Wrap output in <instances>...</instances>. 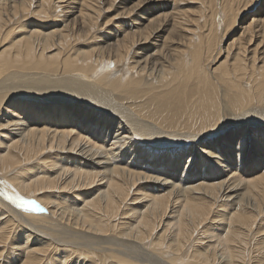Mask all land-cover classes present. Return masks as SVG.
<instances>
[{"label":"bare ground","instance_id":"bare-ground-1","mask_svg":"<svg viewBox=\"0 0 264 264\" xmlns=\"http://www.w3.org/2000/svg\"><path fill=\"white\" fill-rule=\"evenodd\" d=\"M0 264H264V0H0Z\"/></svg>","mask_w":264,"mask_h":264},{"label":"snow or ice","instance_id":"snow-or-ice-1","mask_svg":"<svg viewBox=\"0 0 264 264\" xmlns=\"http://www.w3.org/2000/svg\"><path fill=\"white\" fill-rule=\"evenodd\" d=\"M9 199H13L12 197H8ZM13 202H19V205L22 206V207H25L26 210H40V211H43L42 208H40L39 205L35 204V202L33 201H26V200H23L22 198H15V200Z\"/></svg>","mask_w":264,"mask_h":264},{"label":"rangeland","instance_id":"rangeland-1","mask_svg":"<svg viewBox=\"0 0 264 264\" xmlns=\"http://www.w3.org/2000/svg\"><path fill=\"white\" fill-rule=\"evenodd\" d=\"M189 5H187V7H188ZM194 6H196V5H194ZM58 13L60 12V10H58L57 11ZM219 17H220V15H219ZM219 17H218V19H219ZM239 32L240 31H237V32H235V33H230L229 34V36L227 37V40L224 42L225 44H224V48H227L228 47V43L232 40V38H237L238 36H239ZM221 60H224V58H222ZM195 235H196V233H195Z\"/></svg>","mask_w":264,"mask_h":264}]
</instances>
